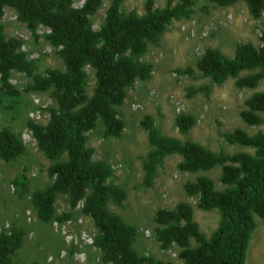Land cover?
<instances>
[{
    "label": "trees",
    "instance_id": "1",
    "mask_svg": "<svg viewBox=\"0 0 264 264\" xmlns=\"http://www.w3.org/2000/svg\"><path fill=\"white\" fill-rule=\"evenodd\" d=\"M125 1L111 0L103 25L95 30L92 17L104 0H85L78 8L73 0H0V21L9 8L36 39L40 38V28L48 29L44 40L59 50L64 64V70L37 74L35 62L22 50V41L9 38L0 23V105L7 100V105L14 107L20 95L12 84L14 72L32 77L31 90L50 91L56 103V107L48 109L46 123L28 120L26 124L39 151L51 163L47 171L51 183L34 191L31 197L41 222L62 224L71 219L72 213L57 215L58 198L66 196L72 210L81 205V213L92 220L97 231L94 246L102 253L104 264H173L136 250L137 227L110 209L122 207L127 194L114 182V168L107 161L94 159L95 150L87 145V133L100 123L106 138L123 136L125 123L120 108L127 92L136 82L152 76V65L144 61L149 46L158 44L174 21L190 20L198 0H168L164 8H155L154 1L149 0L144 15L123 12ZM210 1L218 7L244 3L254 19L264 13V0ZM260 40V46L239 43L231 57L217 48H208L198 59L197 67L210 84L191 94H209L212 85L221 86L229 80H235L238 89L258 88L264 79V30ZM87 69L93 70L95 76L92 96L87 94ZM240 117L249 127L264 123V92H255L244 102ZM141 125L150 145L143 157V187H153L159 168L174 155L181 157L178 170L182 173L221 169L220 189L208 176H199L184 185L186 194L198 199L200 210L220 213L216 230L210 237L204 235L188 203H179L173 209L161 208L154 217L160 248L180 249L183 264H246L257 219L264 220V132L251 135L236 129L225 133L223 137L229 145L254 150L230 154L167 136L149 115L144 116ZM176 126L180 134L188 135L195 118L181 113ZM25 153L26 147L16 134L0 128V160L11 162ZM27 181L26 174L15 180L20 195L28 192ZM25 236V231L17 228L0 233V264L13 263Z\"/></svg>",
    "mask_w": 264,
    "mask_h": 264
},
{
    "label": "rangeland",
    "instance_id": "2",
    "mask_svg": "<svg viewBox=\"0 0 264 264\" xmlns=\"http://www.w3.org/2000/svg\"><path fill=\"white\" fill-rule=\"evenodd\" d=\"M81 7L85 0H73ZM149 0H126L121 10L146 13ZM155 8H164L168 0H153ZM177 1V0H175ZM111 0H104L96 16L92 17L95 30H100ZM9 38H19L27 58L35 62L37 74L48 70H64L59 50L44 40L48 29H39L36 39L26 25L17 20L16 13L4 10L0 21ZM264 30V13L260 19L250 16L244 3L232 7H218L210 0H198L195 13L190 20L174 21L156 45H150L144 61L152 65V76L147 81H138L127 92L120 108L125 123L120 139L106 138L102 124L87 133V145L94 148L95 160L107 161L115 171L114 182L121 186L127 199L122 207L110 209L123 220L138 229L136 250L146 256L173 264H183L180 249L162 250L155 237L154 217L161 208L173 209L179 203H188L194 211V219L204 235L210 237L220 222L217 210L206 212L198 208V199L186 194L184 185L199 176L212 178L220 189L221 169L207 173L190 174L178 170L181 157L166 159L159 168L152 188L142 186L143 157L150 151L146 131L141 122L151 116L163 134L180 140H191L208 149L230 154L254 153L248 147L229 145L223 135L241 129L253 135L264 132V123L259 127L247 126L240 117L244 102L255 92H264V79L255 90L238 89L235 80L221 86L212 85L211 92L191 94L193 90L210 84L197 67V61L208 48H217L227 56H233L239 43L262 45L260 36ZM191 71L179 74L178 71ZM89 75L87 94L92 96L95 86L94 71ZM12 84L19 92L14 107L7 100L0 105V128L12 130L24 143L26 153L18 159L0 160V233L12 228L22 229L26 236L23 247L14 257L12 264H104L102 253L94 246L97 231L92 220L81 213V205L72 210L66 196L56 203L57 215L72 213L64 223H43L37 218L31 203L34 191L51 183L48 168L51 165L39 151L30 130L28 120L46 123L48 109L56 107L51 92L31 90L33 78L23 73L12 74ZM187 113L195 118V126L188 135H182L176 126V118ZM26 174L27 189L20 195L15 180ZM193 245L195 242L193 241ZM246 264H264V220L257 219V229L250 242Z\"/></svg>",
    "mask_w": 264,
    "mask_h": 264
}]
</instances>
